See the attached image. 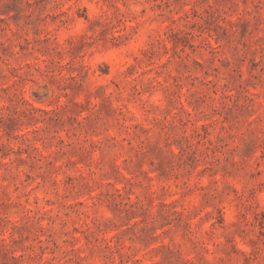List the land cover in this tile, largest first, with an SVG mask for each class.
Returning <instances> with one entry per match:
<instances>
[{
  "label": "rangeland",
  "instance_id": "1",
  "mask_svg": "<svg viewBox=\"0 0 264 264\" xmlns=\"http://www.w3.org/2000/svg\"><path fill=\"white\" fill-rule=\"evenodd\" d=\"M0 264H264V0H0Z\"/></svg>",
  "mask_w": 264,
  "mask_h": 264
}]
</instances>
